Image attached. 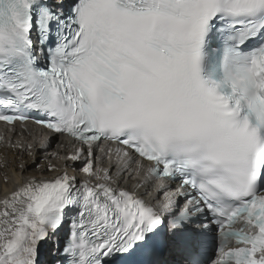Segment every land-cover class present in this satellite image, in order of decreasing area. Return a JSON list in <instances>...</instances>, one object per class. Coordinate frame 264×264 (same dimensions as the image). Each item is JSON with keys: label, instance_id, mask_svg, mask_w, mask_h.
<instances>
[{"label": "snow or ice", "instance_id": "snow-or-ice-1", "mask_svg": "<svg viewBox=\"0 0 264 264\" xmlns=\"http://www.w3.org/2000/svg\"><path fill=\"white\" fill-rule=\"evenodd\" d=\"M29 121L71 149L0 200V264H264V0H0V122Z\"/></svg>", "mask_w": 264, "mask_h": 264}, {"label": "bare ground", "instance_id": "bare-ground-1", "mask_svg": "<svg viewBox=\"0 0 264 264\" xmlns=\"http://www.w3.org/2000/svg\"><path fill=\"white\" fill-rule=\"evenodd\" d=\"M55 151L59 154V156L65 154L61 147L56 148ZM8 156L11 157L9 154ZM39 158H42V156L37 152V161ZM8 161H10V168L9 171L7 170L8 172L5 173V177L7 178L5 179L4 176L0 178V200L5 199L6 197H10L11 193L18 189L19 186L22 185L25 181H27L30 177H36L39 180L55 176L59 171H62L61 164L63 165V160H59L58 162L48 160L49 162H46L42 159L40 162H38L39 166L36 167V171H34L35 169L32 170V167H34L32 165V158L27 156L25 152H22L21 160L17 161L12 157ZM8 161L6 160V158L0 159V167L2 166L1 164L7 163ZM21 163L26 164V169H21L19 167ZM49 164L54 165L56 170L51 172L47 171L46 166ZM37 170H39L40 172H37ZM33 173H37L40 175L36 176V174ZM22 175H26V178L22 179ZM3 210V205H0V211Z\"/></svg>", "mask_w": 264, "mask_h": 264}, {"label": "rangeland", "instance_id": "rangeland-1", "mask_svg": "<svg viewBox=\"0 0 264 264\" xmlns=\"http://www.w3.org/2000/svg\"><path fill=\"white\" fill-rule=\"evenodd\" d=\"M40 155H42V154H40ZM21 153H19V154H17L16 155V160L17 161H19V160H21ZM44 160V161H46V162H49L48 160H49V158L48 157H45V156H43L42 155V158H39L38 159V161L37 162H40L41 160ZM9 163H10V161H8L7 163H4V164H1L2 166L0 167V178H2L3 176L5 177V173H7L8 171H9V168H10V166H9ZM36 167L37 166H34V167H32V170H34V171H36ZM6 168V169H5ZM4 169V170H3ZM8 170V171H7ZM71 171V170H70ZM37 172H40L39 170H37ZM33 174H36V176H38V175H40V174H37V173H33ZM25 176V177H24ZM7 177H5V179H6ZM21 178L23 179V178H26V175H22L21 176Z\"/></svg>", "mask_w": 264, "mask_h": 264}]
</instances>
